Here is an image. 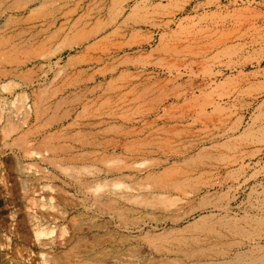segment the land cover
<instances>
[{"label": "rangeland", "instance_id": "rangeland-1", "mask_svg": "<svg viewBox=\"0 0 264 264\" xmlns=\"http://www.w3.org/2000/svg\"><path fill=\"white\" fill-rule=\"evenodd\" d=\"M0 41V264L264 263V0H0Z\"/></svg>", "mask_w": 264, "mask_h": 264}, {"label": "bare ground", "instance_id": "bare-ground-1", "mask_svg": "<svg viewBox=\"0 0 264 264\" xmlns=\"http://www.w3.org/2000/svg\"><path fill=\"white\" fill-rule=\"evenodd\" d=\"M15 4L16 3H11V4H9V9H12L14 6H15ZM15 10V9H14ZM52 35V34H51ZM22 35H20L19 34V37H21ZM1 42V41H0ZM40 103L39 102H37V104H36V106L34 107L35 108V116H36V118L38 119L39 118V116L40 115H38V114H40ZM17 142H19V143H21V144H23V140H18ZM90 145H92V144H90ZM160 150V149H159ZM104 159V158H103ZM107 159V158H106ZM111 161V160H110ZM187 161H188V159H187ZM108 163V162H107ZM111 163H113V162H111ZM191 163V162H190ZM159 164V163H158ZM72 166V165H71ZM86 166V165H85ZM113 166V165H112ZM118 167V166H117ZM85 168H89L88 166L87 167H85ZM156 168V167H155ZM66 169H67V167H66ZM72 169H74V168H72ZM71 169V170H72ZM78 169V168H77ZM62 170H63V168H62ZM96 170V169H95ZM73 172V171H72ZM76 172H73V173H71L70 174V176H72V177H74V178H76V179H78V177L76 176ZM94 174V173H93ZM123 176V175H122ZM125 177V176H124ZM183 179H184V177H183ZM189 179V178H188ZM101 180V179H100ZM102 180H104V179H102ZM116 180V179H115ZM144 180V179H143ZM105 181V180H104ZM103 181V182H104ZM109 181V180H108ZM122 181V180H121ZM121 181H116V182H113V183H111V184H108L109 182H104V183H97V184H95L94 186H93V184H92V186H90V183H85L84 185H82L83 186V188H85V189H90V190H92V189H95V191H94V200L97 202L96 204H97V206H98V209L100 210V211H102L103 209H102V207H105V208H108V209H110V210H113V212L117 215V219H121L122 217L124 218V215H125V211H124V209L122 208V207H118L117 205H116V202H117V198L116 197H119L121 200H123V199H125V200H130V199H132L131 201H133V198H131L129 195H125L126 193H122V192H117V191H115V192H113L112 190V192H113V194L116 196V197H111V196H109V195H107L108 193H110L109 191H106L105 193H101V191H103V190H105V188H111V187H114V186H116V187H118V186H121L123 183H121ZM164 181V180H163ZM101 182V181H100ZM191 182V181H190ZM170 184V183H169ZM173 184V183H172ZM176 184V183H175ZM142 185V184H141ZM164 185V184H163ZM161 188V187H160ZM100 194H99V193ZM131 195V194H130ZM85 197V196H84ZM137 197V196H136ZM137 199H139L138 197H137ZM93 200V201H94ZM124 200V201H125ZM103 201H105V203L103 202ZM138 201V200H137ZM68 202V201H67ZM107 202H109V203H107ZM126 202V201H125ZM136 202V201H135ZM116 205H114V204ZM75 204V203H74ZM160 204H164V202L162 203H160ZM111 205H114V208H112V206ZM166 206V205H165ZM168 206V205H167ZM127 210V209H126ZM128 211V210H127ZM173 211V210H172ZM74 214V213H73ZM122 218V219H123ZM126 219V218H125ZM128 219H130V218H128ZM127 219V220H128ZM157 219V218H156ZM153 220V219H152ZM123 221H125V220H123ZM103 222V221H102ZM120 222H122L121 220H120ZM126 222V221H125ZM123 223V222H122ZM104 224H106V223H104ZM95 228H102L103 226H99V225H93ZM104 227H106V226H104ZM221 227V226H220ZM104 230V229H103ZM126 231V230H125ZM216 231V230H215ZM99 231H97V235L99 236V233H98ZM102 233V232H101ZM148 233V232H147ZM103 234V233H102ZM152 234V233H151ZM101 235V234H100ZM98 236H96L95 238H94V240L95 241H93L95 244H97V245H93V244H91L90 245V247H89V249H90V254H89V252H88V256H86V257H84L83 256V258H86V259H83V260H81V262H77V260L76 261H73V257H72V255H75V253H73V254H71L70 252L69 253H65L63 256H61V257H59V258H57V263L58 264H124V260H123V257H122V254H123V252H122V254H121V251H120V249H118V248H114V249H116L113 253H105V250H103V249H108V246L106 247V243H104V242H106V241H104V242H101V240L100 239H102V238H97ZM102 236V235H101ZM100 236V237H101ZM105 236H107V235H105ZM113 237V236H112ZM122 237V236H121ZM150 237V236H149ZM219 237V236H218ZM109 238H110V236H109ZM75 239V238H74ZM121 239V238H120ZM197 239V238H196ZM110 241V240H109ZM71 244V243H70ZM225 244V243H224ZM78 245H79V249H81L82 247H87L86 246V242H85V239L83 238V239H80L79 241H78ZM208 245V244H207ZM211 246V245H210ZM229 246H230V244H229ZM228 246V247H229ZM209 247V246H208ZM231 247V246H230ZM229 247V248H230ZM204 249V248H203ZM71 251H73V250H71ZM97 251V252H96ZM63 252V251H62ZM95 252H96V254L97 255H95ZM196 252V251H195ZM82 253V252H81ZM87 253V252H86ZM193 253V252H192ZM216 253V252H215ZM226 253V252H225ZM196 254V253H195ZM194 254V255H195ZM222 254V253H221ZM242 254V253H241ZM83 255V254H82ZM86 255V254H85ZM190 255V254H189ZM188 254H187V256H189ZM198 255V254H197ZM202 255V254H201ZM239 255H240V253H239ZM243 256V255H242ZM261 256V255H260ZM264 256V255H263ZM191 257V256H190ZM205 257V256H204ZM235 257H237V255L235 256ZM76 258H78V257H76ZM193 258H195V256L193 257ZM197 258H200V257H197ZM205 258H207V256L205 257ZM212 258V257H211ZM238 258V257H237ZM260 258V257H259ZM191 259H192V257H191ZM245 259V258H244ZM243 259V260H244ZM254 258H252V260H253ZM255 260V259H254ZM213 261V260H212ZM233 261H235V260H233ZM248 261H250L251 262V260H248ZM235 262H237V261H235ZM235 262H232V261H230V262H226L225 264H238V263H235ZM239 262V261H238ZM244 262V261H243ZM249 262V263H250ZM253 262V261H252ZM255 262V264H258L259 263V259L257 258V260H255L254 261ZM264 262V261H263ZM262 262V263H263ZM196 264H198V263H196ZM202 264H203V262H202ZM264 264V263H263Z\"/></svg>", "mask_w": 264, "mask_h": 264}]
</instances>
